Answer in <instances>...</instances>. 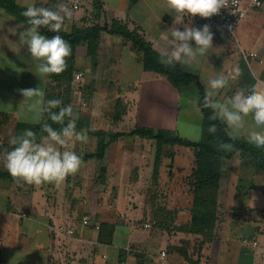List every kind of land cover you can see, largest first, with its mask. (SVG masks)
<instances>
[{
	"label": "crops",
	"instance_id": "crops-1",
	"mask_svg": "<svg viewBox=\"0 0 264 264\" xmlns=\"http://www.w3.org/2000/svg\"><path fill=\"white\" fill-rule=\"evenodd\" d=\"M262 1L263 8L249 9L246 18L241 22L238 28L240 37L235 35L232 41V37L225 32L210 29L214 37L213 48L207 55L199 57L198 62L186 66L177 63L183 70L199 76L205 88L209 79L221 73L230 76L229 87L224 89L217 99L226 98L238 88H248L257 81H264V0ZM16 2L24 7L34 3L38 7L47 8H54L58 2L67 3L72 9L73 16L66 20L65 32H70L74 27L90 24L93 21L90 13L93 7L99 5L102 27L109 29L113 21H119L130 31L138 32L163 56L168 54L163 38L170 36L173 27L183 31L187 26L199 29L205 26L199 17L189 16L174 24L175 16L174 13H170L168 0H16ZM26 26L0 9V141L4 146L0 147V165L4 164L3 153L13 147L9 140L14 136L8 124L16 118L13 117L15 113L20 111L21 99L14 96L15 90L19 88L15 83L12 85L13 77L16 76L14 72L21 71L24 63L30 66L29 68L36 64L27 47L19 45V32L24 31ZM191 43L195 47V42ZM98 56H101V69L110 73V80L113 73H117L118 86L127 89L126 95H123L126 102L133 100L131 97L140 99V91L145 87L155 89L153 93H148L149 99L163 98L157 92V88L158 83L164 81L166 77L143 69V54L130 40L105 30L101 33L96 60ZM93 58L87 57L86 49L84 52L79 51V48L76 51L77 67L85 71L89 70V65L82 61L84 59L91 61ZM9 62L15 64L9 65ZM97 63L98 61L93 62L94 66ZM236 65L240 66L239 72L234 71ZM22 72L18 73V80L16 79L18 83L28 79V76L23 77L25 74L29 75L26 73L28 70ZM40 79L44 82L33 84L42 88L45 94V84L50 82V79L49 77ZM165 86L164 96L171 97L174 101L175 98H178V101L181 98L192 99L197 96L199 101V91L194 84L182 92H176L169 83ZM192 88L196 93L189 95L186 91ZM38 98L40 100V97ZM174 101L171 105L172 111ZM43 102L44 95L41 97V109ZM26 108L30 109L27 106ZM198 110L200 113L197 115L195 127L201 132L203 114L200 107ZM31 111L34 110H29L30 115L34 114L31 115V119L18 118L14 125L27 120L38 121L40 117L35 113L39 111L37 109L36 112ZM130 118L123 116L115 120L117 133H127L118 127L124 120ZM173 119L167 118L162 121L166 125L167 120ZM137 120L138 118L134 119V127ZM189 124L191 122L186 118L185 126L188 128ZM171 126L168 130L179 135L177 117ZM228 132L232 137L248 140L243 132L234 133L229 128ZM129 139L136 143L140 141L137 136L120 138L108 147L102 160L89 159L84 165L83 173L75 175L81 177L86 173L88 179H94L91 173L95 169V177L101 188V194L96 195L100 198H96V202L88 200L85 194L72 191L67 186L75 176H71L60 186L52 183L29 185L18 180L0 179V264H264V170L241 153L232 159L222 161L217 196L218 209L211 241L206 240L203 235L190 232L192 213L189 211H177L181 213V219H184L182 215L185 214V222L178 223L179 219L171 217L170 227L163 223L165 230L159 228L161 224L157 222L161 221V217L158 214H153L152 223L144 221L140 227L137 220L144 216L145 211H126L119 203L122 197L127 199L135 197L136 177L131 179V172L142 160L138 155L137 158L134 157L132 147H125V141ZM150 142L155 149L154 176L157 149L155 142ZM75 145L80 148L78 142H73V150ZM165 150L155 179H159L161 173L170 175L173 172L170 168L173 170L175 168L179 174L185 173V168L178 163L175 166L173 150L167 152ZM170 153H173V156H170ZM192 154L194 156L193 150ZM167 165L169 167H166ZM190 168L192 174L195 157ZM175 171L172 174H176ZM120 185H125L126 190L123 187L121 189ZM91 191L94 190L91 188ZM65 194L71 196L69 200L63 199ZM110 197L115 198V203L108 202ZM84 217L91 218L92 224L98 225L99 229L95 226H84L82 223ZM153 226L155 230L160 229L163 233L171 231L182 237L170 241L155 239L149 231ZM69 230L73 233L70 234ZM192 235L198 238L197 241L191 239ZM190 249L195 255L190 253Z\"/></svg>",
	"mask_w": 264,
	"mask_h": 264
},
{
	"label": "clouds",
	"instance_id": "clouds-1",
	"mask_svg": "<svg viewBox=\"0 0 264 264\" xmlns=\"http://www.w3.org/2000/svg\"><path fill=\"white\" fill-rule=\"evenodd\" d=\"M168 6L175 16L174 24L185 16L204 19L218 16L227 7L226 0H168ZM22 15L26 18L27 26L19 32V45L27 47L40 77L63 73L72 55V46L59 33L65 30L66 20L73 16L72 9L63 2H58L54 8L38 7L33 3L26 7ZM42 29L55 35L49 37L43 34ZM213 38L207 25L202 29L187 26L183 31L173 27L170 36L163 38L168 54L162 57V63L186 66L198 62L199 57L207 55L213 48ZM240 70V66L236 65L234 71ZM229 83L230 76L223 73L209 79L204 107L212 110L213 121L223 122L234 133H245L250 144L264 149V81H257L248 88H238L226 98L217 99L229 87ZM22 95L26 102L28 98L43 97L44 93L40 88L27 89L22 90ZM61 104L60 100H48L43 109L53 123L62 125L59 131L44 123L42 130L47 133L46 136L37 139L36 133L28 129L22 135L10 138L9 144L13 147L3 153V163L19 182L60 186L80 170L82 158L74 151H61L57 146L67 148L72 142L83 143L88 136L84 131H77L72 106L62 107ZM34 107V104L29 105L30 109ZM208 131L216 133V125L212 124Z\"/></svg>",
	"mask_w": 264,
	"mask_h": 264
},
{
	"label": "rangeland",
	"instance_id": "rangeland-1",
	"mask_svg": "<svg viewBox=\"0 0 264 264\" xmlns=\"http://www.w3.org/2000/svg\"><path fill=\"white\" fill-rule=\"evenodd\" d=\"M243 7L247 9V14H248L249 9H252V10L256 9V8L250 7L248 2H244ZM236 36L237 37L241 36L240 29L237 30ZM233 39L234 38H231L232 41ZM235 45L236 44L234 43V46ZM79 51L84 52L85 48L79 47ZM92 60L90 61L88 59L86 61L84 59L82 61V63L89 65L88 71H85L78 67V70L75 72V79L72 83L73 92L71 94H67L66 86L62 87L63 95L64 96L66 95L65 98L68 99V101L70 102L69 104L73 108V113H74V116L76 117V121L81 120L84 122H88V124L90 125V128L93 131H105V132L114 134V133H117L116 131L117 129L115 126L117 121L115 120L123 116L131 117V118L130 120L128 119L124 120L121 126H119L118 128L122 132H127V133L131 132L133 128L136 129L138 127L153 128V129L164 128V130H168L170 127H172L171 124L174 123L177 117L178 118V128H179L178 132L181 137L187 140H190L192 142H199L202 139V131L200 132L199 130H197L199 128L195 127L197 115L200 113L198 110L199 109L198 96L192 99L181 98V100H178V101H177L178 98H175V101H174L173 98L164 96L166 83L167 84L169 83V85H171L168 79L166 78L164 81L162 80L160 83H158V88H157L158 90L157 92L163 98L158 99V97L156 98L150 97L149 99L148 93H151V92L153 93L155 89H150V88L145 87L144 90L140 89L141 90L140 99L139 98L134 99L133 97H131L133 100H130V102L128 103L126 102V99L123 96V95H126L125 90L127 89H122L120 86H118V81L116 80L117 73H113L111 77L112 80H110V77H109L110 73L104 72L101 69V56H98L97 60L96 58L93 61ZM96 61H98V63L96 66H94L93 62H96ZM79 62H81V59L79 60ZM14 64L15 62H9V65H14ZM33 65L35 66L34 67L31 66V68H29L30 66L24 63V66H22L21 71L14 72L16 76L15 78L13 77L12 85L13 83H15L17 87L19 88L15 90L14 96L20 97L21 100L19 103L20 111L15 113L16 116L14 115L13 117H16V118H14L12 122L10 121V123L8 124L10 125L12 129V136H15L14 131H16V125H14V123L18 120V118L22 119L23 117H25V118L31 119L32 118L31 115H34V114H31V115L29 114V110L31 109H27L26 106L29 107L30 104H34L35 107L32 108V110L35 111V109H37L39 111V112L35 111L36 112L35 114H37L38 117H40V119L34 122L32 120H27L25 121V123H29L31 121V124L36 125L40 123L42 119L43 109H41V97H40V100L38 97L28 98L27 101L24 102L25 97L22 95V90L39 88V87L34 86L33 83L38 85V84H41V82L39 81L44 82V80L40 79L41 77L39 73L37 72L36 64H33ZM25 70H28V72L26 73H28L29 75L25 74L23 75V77L28 76V79L24 80L23 82L18 83L17 81L18 80L17 77H19L18 73L22 71L25 72ZM77 74H82V76L77 78ZM45 86L46 88L44 91H46L47 88H50V90L54 88L56 90V87H55L56 84H54L51 80L50 82H47ZM40 90L43 92L42 88H40ZM175 91L179 92V90L177 89H175ZM186 92L189 95H193V93H196L195 89L193 88L187 90ZM152 100H155V102L157 101L158 102L155 103V102H152ZM173 101H174V105H173V111H172L171 105ZM34 111H31V113ZM173 117H175V119H173ZM136 118H138L137 120L138 122H137V125L134 127V124H135L134 119ZM167 118H169L170 120L171 119L173 120L172 121L167 120L166 125H165L164 121L162 120H165ZM186 118H188L189 121L191 122V124L188 125V128L185 126ZM160 123L162 124L161 126H160ZM138 139L141 141L142 138L138 137ZM144 140L145 139L137 143L135 141H132L131 139L125 141V144H124L125 147H128V148L132 147L133 148L132 150H134V153H135L134 157L137 158L136 155H138L142 157V160H140L141 162L140 161L138 162L139 163L138 166H135L134 168H132V172H131V179H134L136 177V185L134 186L136 195L132 199H127L125 197L123 198L121 196L122 198L119 201L120 206L125 208L126 211H145L144 216L140 217L137 220L138 221L137 225L139 226L144 221L152 223L154 221L153 214H158L161 217V221L157 222L158 224H161L160 225L161 227H159L160 229H164L163 223L165 226L167 223V225L170 227L171 217L179 219L178 223H184L186 220L185 214L182 215V218L184 219H181V213L177 211H189V213H191L190 211L192 208L193 195H192V190L190 186L191 168L189 169V167L192 166V162L194 160L192 149L186 148L183 146H174L173 148H166L169 151L173 150V153L176 159L175 166L178 163L179 166H182V168H185L184 170L185 173L179 174L178 170L175 171V168L174 170L170 168V171L171 170L173 172L175 171L176 174H172L173 173L172 172L170 173V175H166V173L164 174L160 172L161 175L159 176V179L158 178L155 179L153 176L154 159H155L154 145L152 142L144 141ZM0 147H4L3 145H1V141H0ZM57 147H59L61 151L71 150V151L78 152V151H82L83 148H85L86 151L95 152L97 148V138L89 136L88 140L86 141L85 147L79 144L80 148H77V146L75 145L74 150H73L74 148L73 142L70 143L67 148H64L61 146H57ZM122 147L124 146L122 145ZM167 150L165 151L167 152ZM166 167H169V166L167 165ZM161 168H163L162 165H161ZM83 169L81 170L82 173L84 171ZM164 169H165V166H164ZM0 170H7L4 167V164L0 165ZM168 172H169V169H168ZM126 174L128 176V172H126ZM86 176L87 175L85 173V174H82L81 177H78V176L73 177L69 181L67 186H69L72 189V191L75 190L76 192H79V194H82V195L85 194L84 196L88 200L92 199L93 201L96 202L97 201L96 198L97 199L100 198L99 196H96V195L101 194V188L99 186L100 184L97 178L95 177L96 176L95 169L91 173V176H93L94 179H91V178L88 179ZM171 176H175V177L169 180L168 178ZM169 181H174V183H170ZM131 186L133 185L131 184ZM122 187L124 190H126V187H128V184L126 185V187L125 185H120L121 189ZM91 188L94 191H91ZM52 192H56V191H52ZM70 197L71 196L69 194L63 195V199L67 198L69 200ZM114 199L115 198L110 197L108 202L115 203ZM152 225H155V227L158 226L157 224H152ZM160 229L155 230L153 226L151 229H149V231L155 237V239H159L162 241H166L168 239L169 241L173 239L178 240V239H181L182 237L180 234L171 233V231H166L163 233ZM192 238L194 242L197 241L198 239L197 237H194V235L191 236V239ZM162 244L165 245V243H162ZM190 253L195 255L192 249H190Z\"/></svg>",
	"mask_w": 264,
	"mask_h": 264
},
{
	"label": "trees",
	"instance_id": "trees-1",
	"mask_svg": "<svg viewBox=\"0 0 264 264\" xmlns=\"http://www.w3.org/2000/svg\"><path fill=\"white\" fill-rule=\"evenodd\" d=\"M0 9L27 25L26 18L22 15L26 7L19 5L16 0H0ZM90 14L93 19L90 24L74 27L70 32L62 31L59 33L71 44L72 55L68 59L67 68L63 73L48 76L56 84L55 87L58 91L54 88L52 90L50 88L46 89L42 109L45 108L48 100L53 99L62 101V107L70 105L68 99L65 98L66 95H63L62 87H67V94L73 92L72 83L75 79V72L78 70L76 51L79 47H84L88 58L95 57L100 47L101 33L105 30L110 34H119L132 42V45L143 54V69L145 71H152L165 76L170 84L181 92L186 87L194 84L199 91L198 103L203 114L202 139L199 142L187 140L172 130L145 127H138L129 133L109 134L105 131H93L88 122L80 120L76 121L77 131H84L88 137L97 138V148L94 153L87 152L85 148L82 151L74 152L82 158V165L77 173L79 174L89 159L102 160L108 147L120 138L138 136L145 140L154 141L156 144L154 176L157 177L161 156L166 148H173L174 146L191 148L194 151L195 168L190 176V186L193 195L190 232L196 235H203L206 240L211 241L218 209L217 196L220 187L222 161L224 159H232L238 153H241L243 156L252 159L258 168L264 170V150L256 148L246 139L232 137L223 122L211 119L212 110L204 107L206 88L199 76L183 70L177 63L174 66L162 63V57L165 56L156 52L151 44L145 41L138 32L130 31L121 22L113 21L109 29L102 27L100 24L101 6L96 5L93 7ZM42 32L49 37L55 35V33H50L46 29H42ZM58 110L55 109L54 111ZM44 123L51 125L57 131L62 127L60 124L53 123L48 118L47 112L43 111L41 122L36 125L19 122L16 125L15 136L22 135L28 129L36 133L37 139L46 136L47 133L42 130ZM212 124L217 127V131L214 134L208 131ZM78 143L84 147L86 145V142ZM170 154V156H173V153ZM0 179L17 180L7 170L0 171ZM67 179H70V177Z\"/></svg>",
	"mask_w": 264,
	"mask_h": 264
},
{
	"label": "built area",
	"instance_id": "built-area-1",
	"mask_svg": "<svg viewBox=\"0 0 264 264\" xmlns=\"http://www.w3.org/2000/svg\"><path fill=\"white\" fill-rule=\"evenodd\" d=\"M248 2L250 7L261 9L263 8L262 0H226L227 7L221 10L220 15L213 16L211 18H201L205 25L209 26L212 30H221L228 34L230 37L234 38L236 32L247 15V9L243 7V3ZM82 76V74H77V78ZM82 223L86 227L95 226L92 224V219L89 217H84ZM96 229H99V226H95ZM70 234L73 233L72 230L68 231ZM164 255V252L162 253Z\"/></svg>",
	"mask_w": 264,
	"mask_h": 264
}]
</instances>
